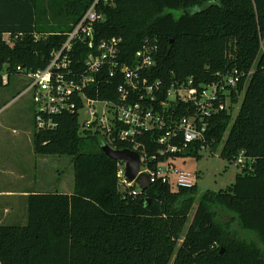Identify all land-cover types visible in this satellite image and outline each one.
Here are the masks:
<instances>
[{"label": "trees", "instance_id": "obj_1", "mask_svg": "<svg viewBox=\"0 0 264 264\" xmlns=\"http://www.w3.org/2000/svg\"><path fill=\"white\" fill-rule=\"evenodd\" d=\"M92 1L0 0V72L44 68ZM97 10L95 41L119 38L121 61L132 65L135 52L156 41L147 75L160 81L157 101L188 79L200 85L232 69L242 74L232 91L235 103L242 95L239 110L232 122V107L207 119L206 146L228 131L219 155L232 161L242 152L245 164L224 189L154 182L133 194L135 186L120 189L99 129H82L77 111L52 115L55 127L35 129L33 150L71 158L73 192L30 193L25 224H0V264H264V0H109ZM71 54V67L82 72L86 44L75 42ZM101 79L88 96L119 102L120 75ZM173 114L186 115V105ZM159 134L145 131L137 143L155 153ZM108 144L132 149L117 138ZM198 150L192 144L175 156ZM217 210L231 217L221 222Z\"/></svg>", "mask_w": 264, "mask_h": 264}, {"label": "built area", "instance_id": "obj_2", "mask_svg": "<svg viewBox=\"0 0 264 264\" xmlns=\"http://www.w3.org/2000/svg\"><path fill=\"white\" fill-rule=\"evenodd\" d=\"M100 2L108 3L109 0L92 1L78 22L66 32L64 42L52 52L51 60L44 68L23 72L17 67V72L29 79V84L19 95L30 93L36 129L55 127L52 115L79 112L85 104L92 107L101 104L100 111L89 113L92 119L84 121L80 125L82 129H99L108 143L115 138L130 142L131 150L139 155L138 174H146L150 183L160 182L175 190L190 189L196 184L197 175L176 167L173 161L178 156L175 154L192 144H198L199 150L208 149L207 119L220 111H229L237 103L232 101V91L242 74L232 69L219 74L218 81L200 85L188 79L172 85L165 93V100L157 101L160 81H151L147 75V70L155 64L156 41L143 44L135 52L132 65L121 61L119 38L95 41L93 25L102 20L97 10ZM77 41L86 44L87 50L82 72L74 71L70 65L71 52ZM106 73L109 77L120 75L122 79L117 86L119 102L91 98L87 94L92 85H96L97 93V85ZM7 79L8 75L5 81ZM133 95L137 100H132ZM177 104L186 105L187 109V114L180 118L173 114ZM149 130L160 131L153 139L159 147L150 155L137 143V137ZM231 163L241 169L245 164L243 153L240 152ZM116 177L121 190L135 186L132 193L140 192L139 187L126 178L123 161L117 160Z\"/></svg>", "mask_w": 264, "mask_h": 264}, {"label": "rangeland", "instance_id": "obj_3", "mask_svg": "<svg viewBox=\"0 0 264 264\" xmlns=\"http://www.w3.org/2000/svg\"><path fill=\"white\" fill-rule=\"evenodd\" d=\"M3 39L7 42H11V37L9 35H4ZM7 75V72L4 70L0 72V145L2 144L1 140H8L16 134L24 133L23 125L25 123L29 126V133L33 141V133L36 127L33 121L31 95L30 93L18 95V93L29 84V79L22 74L11 73L7 81H5V76ZM241 100L242 95L239 96L238 102L232 106L231 122L239 110ZM101 107L99 103L94 104V107L85 104L78 112V124L81 125L84 121L92 119L89 113L100 111ZM227 132L228 131L224 133L221 141L217 146L213 147L212 150H198V156H178L173 161L176 167L197 175L196 187L199 192H204L206 190L215 191L226 188L234 183L236 174L241 170L237 168L235 163H231V161L219 155ZM1 147L2 145L0 146V160H3V158H5L4 156H8V152L6 151V147ZM23 157H25V155ZM36 157L35 163L31 161L34 165L29 167L30 171L34 169V167H37L36 172L37 175H39L37 183L33 185L34 188H36L37 191L39 190L38 192L57 191L71 194L74 188V173L71 158L67 155L44 156L38 154H36ZM7 159H15V164L19 161V159L15 157H7ZM27 163L28 158H24V162L21 161V165L23 166L27 165ZM28 176L29 175H27V177ZM4 182L7 181L4 180ZM217 211L219 215L218 220L221 222L227 221L231 217V214L225 210ZM192 212L193 211L190 212L189 219ZM25 222L26 216L23 214V217L16 223L25 224Z\"/></svg>", "mask_w": 264, "mask_h": 264}, {"label": "crops", "instance_id": "obj_4", "mask_svg": "<svg viewBox=\"0 0 264 264\" xmlns=\"http://www.w3.org/2000/svg\"><path fill=\"white\" fill-rule=\"evenodd\" d=\"M23 131L24 133L16 134L11 139L1 140V145L3 148L6 147L8 156H4L5 158L0 160V224L16 223L23 217V214L26 216L27 196L39 191L33 186L37 183L39 176L36 172L37 167L31 171L29 168L34 165L31 161L35 163L37 157L33 150V142L27 123L23 125ZM24 155L25 157H23ZM7 157H15L19 161L15 164V159L8 160ZM24 158H28V163L25 166L21 165ZM27 175L29 176L27 177Z\"/></svg>", "mask_w": 264, "mask_h": 264}, {"label": "water", "instance_id": "obj_5", "mask_svg": "<svg viewBox=\"0 0 264 264\" xmlns=\"http://www.w3.org/2000/svg\"><path fill=\"white\" fill-rule=\"evenodd\" d=\"M101 150L109 158L124 162L126 178L129 181H133L140 191H144L150 186L148 176L142 173L138 174L140 159L136 151L131 149H114L107 143L101 145Z\"/></svg>", "mask_w": 264, "mask_h": 264}]
</instances>
